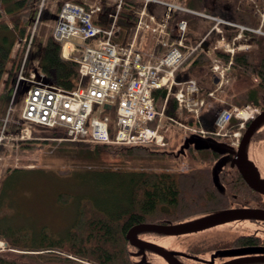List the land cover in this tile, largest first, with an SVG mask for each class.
<instances>
[{"label": "trees", "instance_id": "1", "mask_svg": "<svg viewBox=\"0 0 264 264\" xmlns=\"http://www.w3.org/2000/svg\"><path fill=\"white\" fill-rule=\"evenodd\" d=\"M40 1L0 0V82L6 71V82H12L15 77L19 65L15 66L16 58H12L10 53L16 39L23 37L28 25L33 23ZM61 1L44 0L39 21L54 22ZM76 1L98 2L101 11L93 21L103 26L108 25L111 20L109 14L114 12L112 0ZM241 1L244 2L240 3ZM255 1L259 0H214L213 15L245 26V32L251 36L250 43L256 37L254 47L239 50L232 56L231 66L235 79L231 88L226 90L225 101H214L208 97L207 92L213 85V78L207 67L210 57L200 47L186 53L185 59L175 70L178 80L197 79L200 95L205 97L201 117L206 125L211 126L218 110L227 108L232 103L251 104L264 109V34L253 31L260 25L259 18L254 14ZM141 7L142 0H123L115 21L118 30L114 34V42L124 45L130 41L136 11ZM222 27L227 38H231L238 30L225 24ZM42 30L43 34H47L33 37L28 64L32 66L36 62L34 67L51 76L59 86L65 89L74 88L79 78L78 64L61 59L60 47L53 40L51 31L48 33V28ZM261 30L264 32V24L261 25ZM216 56L224 61L229 59L228 53L218 50ZM162 90L163 88L153 90L155 100H163ZM164 110L175 118L194 121L191 113L177 108L173 95L167 96ZM34 125L49 131L40 135L45 137V141L55 142L66 137L63 130ZM36 136L37 132L33 131L31 137L19 142L32 144ZM165 138L170 137L165 134ZM93 144L92 153L82 146L77 152L83 151L98 157L112 154L119 158L139 160L164 159L168 154L174 153L156 144ZM184 148L191 154L192 151L196 152L192 155L202 161L216 160L221 154L211 147L196 148L193 143ZM226 171L222 167L214 169L211 166L198 165L181 172L145 167L122 171L116 167L94 172L88 170L85 173L89 174L83 177L92 175L94 180L97 176L95 174L99 173L100 186H112V192L119 195H109L106 192V196H98L96 192H92L76 198L70 193L60 192L57 199L61 204H66L73 198L77 203L71 223L61 233L56 234L46 224L32 230V222L15 223L17 218L8 217L3 203L14 189V177L16 175L19 178L29 171L23 167L7 169L0 177V241L3 242L0 247V264H136L130 250L132 245L126 237L128 230L140 223L177 224L199 214L221 211L229 204L228 190L239 188L235 176L228 177ZM214 175H217L218 184L213 180Z\"/></svg>", "mask_w": 264, "mask_h": 264}, {"label": "built area", "instance_id": "2", "mask_svg": "<svg viewBox=\"0 0 264 264\" xmlns=\"http://www.w3.org/2000/svg\"><path fill=\"white\" fill-rule=\"evenodd\" d=\"M150 2L160 1L143 0V6L136 11L131 39L124 45L113 40L118 30L115 21L123 0H114L115 8L113 14L111 13L113 20L107 26L93 22V16L101 10L100 5H86L71 0L62 2L52 27V38L57 41L62 36L61 43H64L66 38L73 42L80 40L81 43V55L71 59L78 64L79 80L74 88L65 89L57 85L53 78L36 69L29 73L23 70V63L43 6L41 0L35 20L27 32L28 43L15 82L16 86L18 84L28 86L23 98L22 119L32 124L63 130L66 134L65 139L71 141L163 146L166 144L165 130L157 122L158 116H166L170 121L186 129L190 127L168 114L165 115L166 98L161 111H157L153 90L164 88L167 96L173 95L178 109L186 110L200 121L199 115L204 105L200 87L193 78L178 80L175 70L185 59L186 53L201 47L206 36L195 45L186 44L187 20L179 19L173 28L174 32L171 33L169 17L175 6L164 3L166 9L158 18L154 13L147 11L146 6ZM261 16L264 17V4ZM213 20L215 23L211 30L215 29L220 33L219 23H231L217 17H213ZM239 28V33L231 41L225 40L223 36L217 41L219 46H223L224 51L233 53L236 48L244 47L243 43L241 46L235 45L238 38L245 35L244 27ZM143 33L161 39L165 48L154 62L144 60L138 49L137 41ZM231 62L229 60L223 67L216 64L214 70L222 77L225 71L230 69ZM208 94L213 93L210 91ZM257 112L258 109L252 105L232 106L221 111L211 129L200 123L197 129L189 131L202 137L207 135L226 137L229 132L231 133L228 124L232 117H236L239 122L236 123L232 132L233 139L229 142L230 145L236 146L243 123ZM19 137L23 138L20 134Z\"/></svg>", "mask_w": 264, "mask_h": 264}, {"label": "rangeland", "instance_id": "3", "mask_svg": "<svg viewBox=\"0 0 264 264\" xmlns=\"http://www.w3.org/2000/svg\"><path fill=\"white\" fill-rule=\"evenodd\" d=\"M63 1L64 0H62L61 3ZM168 1L175 2L181 7L184 6L197 12V14H195L193 11L192 13H188L183 10H178L179 12L175 13L174 15L173 23H171V21L169 22V27L171 29L170 32H174L173 26L179 18H185L188 22L186 44H192V42L197 43L201 38L206 36L200 48L203 49L210 57V62L207 67L211 72V77L213 78V85L209 90L213 94L208 97L212 98L214 101H225L226 90L231 88L232 82L235 79V73L232 70L231 64V68L225 71L222 77L219 75L217 70H214V66L216 64H218L220 67L228 64V61H224V59L221 57L216 56L217 50L219 52L229 53L224 51L223 46H219L217 41L220 40L221 36H223L225 40L231 41L238 34L239 28H237L238 30L233 33L231 38H227L222 24L220 23L219 25L221 28V33L215 29L210 31V28L215 23L213 17L223 20L225 19L213 15L215 5L214 0ZM243 2L244 1H241L240 3ZM262 2L263 0L260 2L255 1L253 4L255 11L254 14H256L259 18V23L260 19H262V9L260 7ZM86 3V5H92L98 2L86 1ZM50 9L51 11H54V9L51 7ZM0 10H2L1 7ZM162 11L163 8L160 10V12ZM1 12L3 13V11ZM171 15L172 12L170 13V16ZM37 23L39 24L34 36H42L47 34V32L44 34L42 33L43 28H48L49 33V31L52 30L51 27H53L52 24L54 22L49 20L45 22L38 21ZM245 35L238 38L235 43L236 46H241L243 43L244 47L239 49L236 48L233 53L239 50H247L254 47V45L248 43L251 39V36L247 33H245ZM25 36L26 35L20 37V39H16V42L10 53L12 58H16L15 66L20 65L22 61L26 47V42L24 39ZM255 40L256 37L254 41ZM192 45H194V43ZM61 47L63 48L62 43ZM30 49L31 45L28 49V53ZM64 50L66 51L65 48ZM233 53L230 52L229 54L231 55ZM34 64H36V62H33L32 66H34ZM7 67H9V63L6 66V70ZM28 67L29 66L27 64V67H25L26 71L30 70V67ZM7 77L8 75L6 71L2 75L0 82V135L2 136V139L0 140V177L4 175L7 169L14 167L28 168L29 172L26 175L22 174V176L19 178H17L15 175L14 189L10 191V195L7 198V201L3 203V206L5 207L9 218H17L15 223L27 224L32 222V225H30L32 226V230L37 229L40 227V225L46 224L51 228L52 232L59 234L68 226L69 223H71L74 217L77 200L73 198L70 199L68 203L61 204L57 199V196L60 192L70 193L76 198L83 196L86 193L92 192H96L98 196H106V192H108L109 195H112V186L107 188L100 186L99 173L95 174L97 176L94 177V180L92 175L89 177H83V175L89 174L85 173L88 170L94 172L98 171L99 169H113L116 167L118 170L122 171V169H142L145 167L147 169L157 168L160 170L181 172L188 170L194 165H198L199 167L211 166L214 168H221L225 165L226 160L232 155L230 153V146L227 142H230L233 139L232 132L235 130L234 127L236 126V123L239 122V119L236 117H233L228 124L231 133L229 132L226 137H222L220 139L214 137L213 135L201 137L200 135L188 133V131L192 130L193 128L197 129V125H192L193 122L191 121L188 122L180 118H175V120L178 119L177 121H180L181 124H191L189 125L190 127L186 129L182 126H179V124L175 123L174 121H170L166 116H158L157 122H159L160 126L166 130L165 134H168L170 137L169 139H166V144L160 147L166 149V151L168 150L174 152L165 156L164 159L162 158L158 160L119 158L118 156L115 157L112 154L106 155L104 157H98V155L91 154L94 145L91 142L71 141L65 138H61L63 140H58L55 142L51 140L45 141V137L40 135H43V133L47 134L49 131L42 129L41 127L39 128L37 125L28 124L21 119V112L23 109V101L21 98H23V92L21 91V88H17L16 90L18 92L16 97H14V102H12L14 87L11 81L6 82L5 79ZM193 79L197 80L196 78ZM215 79H217V81H215ZM10 93L11 98L8 97L7 100H4V95ZM155 105L157 111H161L163 108V100H155ZM231 106L241 107L242 105L232 103L229 105V107ZM219 110L221 111L222 109ZM219 110L218 113L220 112ZM22 125H27L29 127V137H31V133H33V131L37 132L38 136L35 137L36 140L32 144H21L19 142L22 139L19 138V136H16V134L19 135L20 130L18 128ZM22 133H27L29 135V132L24 129L21 130L20 136H27ZM186 138L198 139L200 142L210 141V143L220 147L225 152L220 154L219 158L216 160L202 161V159L192 155L196 152L192 151L191 154L190 151L185 150L184 145L186 143ZM80 146L87 148V150H90L91 153H85L83 151L77 152V150L80 149ZM228 191V195H232L233 192L231 190ZM113 194L119 195V193ZM189 219L186 221H189ZM25 221L27 223H25ZM246 226L247 225L244 223H237L227 226H219L208 231L192 233H162L155 231H143L140 232L139 238L160 246L166 251L170 252L179 264H207L203 259L209 258L208 252L210 250H208V248L212 242L220 239L231 241V236L239 231L242 232ZM1 246H3L2 241H0V247ZM130 250L132 251V257L136 264H169L164 257L153 251L141 247H133V245Z\"/></svg>", "mask_w": 264, "mask_h": 264}, {"label": "flooded vegetation", "instance_id": "4", "mask_svg": "<svg viewBox=\"0 0 264 264\" xmlns=\"http://www.w3.org/2000/svg\"><path fill=\"white\" fill-rule=\"evenodd\" d=\"M250 44L255 46V42ZM252 106L256 107L258 112L243 123L239 144L252 121L264 111L258 106ZM246 153L247 158L256 167L260 178L264 179V119L252 131L246 144ZM232 157L231 155L222 167L227 170V176L231 178L234 175L239 184L238 190H231L233 193L228 196L229 204L221 211L207 212L190 218L189 221L221 212L225 216L239 215V217L190 232L208 231L219 226L244 223L247 226L242 232L232 235L231 241L220 239L212 242L208 248L209 258L203 260L207 264H264V192L249 185L243 172L236 165L231 164Z\"/></svg>", "mask_w": 264, "mask_h": 264}, {"label": "water", "instance_id": "5", "mask_svg": "<svg viewBox=\"0 0 264 264\" xmlns=\"http://www.w3.org/2000/svg\"><path fill=\"white\" fill-rule=\"evenodd\" d=\"M215 81H217V79H215ZM26 89H27V86L24 87V90ZM165 95H166V89H163L162 96L165 97ZM262 119H264V111L252 121L250 127L243 134V137L241 139L239 146L236 149H233L232 147H230V153H232L233 155L231 164L236 165L238 169L243 172L249 185L253 188H257L258 190L264 192V179L260 178L256 167L254 166L253 162L247 158V153H246L247 141L249 140L252 131L262 121ZM189 143H193L194 147L196 148L211 147L212 149L218 151L221 154L225 152L220 147L210 143V141L200 142L198 139L186 138V143L184 147H186ZM213 180L216 184H218L217 175L213 176ZM236 216L239 217V215H236ZM236 216L234 215L225 216L221 212L213 216H206V217H202L197 220L180 222L177 224L140 223V224H136L132 226L128 230L126 237L131 245L153 251L161 255L162 257H164L169 264H179L176 261L175 257L170 252L166 251L160 246H157L153 243L142 240L141 238L138 237V233L143 232V231H150V232L155 231V232H162V233L190 232V231L199 230V229L211 226V225L221 223L223 221L236 218Z\"/></svg>", "mask_w": 264, "mask_h": 264}, {"label": "crops", "instance_id": "6", "mask_svg": "<svg viewBox=\"0 0 264 264\" xmlns=\"http://www.w3.org/2000/svg\"><path fill=\"white\" fill-rule=\"evenodd\" d=\"M162 1L163 2H169V3L173 4L174 6H178L179 7V8H175L172 11V15L170 16V21H171V23H173L175 13H178L179 12L178 10H181V8L184 7V6L181 7V6H179V4L177 5V3L172 2V1H168V0H160L159 3H149L146 6V9H147L148 12L154 13L159 18L160 15H162L163 12L166 9V6H165L164 3H162ZM162 8H163V11L160 12V10H162ZM109 17H110V15H109ZM111 22H112V18H111V20H110L109 23H111ZM174 26H175V24H174ZM137 45H138L139 51L142 54L143 59L146 60V61H150V62L156 61L159 58V56L163 53V51L165 49L164 46H163V44H162L161 39H159L155 35H152V34H149V33H143V34H141L139 36V38H138ZM8 97H11V93L10 94H7V95H4L3 98H4V100H7Z\"/></svg>", "mask_w": 264, "mask_h": 264}, {"label": "bare ground", "instance_id": "7", "mask_svg": "<svg viewBox=\"0 0 264 264\" xmlns=\"http://www.w3.org/2000/svg\"><path fill=\"white\" fill-rule=\"evenodd\" d=\"M56 17H57V15H56ZM56 17L54 19V23H55ZM51 33H52V30H51ZM28 36H29V33H27L26 36H25V38H24L25 39V42H26L25 43L26 44V47H27V43H28ZM31 41H32V38H31ZM31 41H30L29 47L31 45ZM61 41H62V36H61V39L60 40L58 39L57 41H55V43L60 47V56H61V59H63V60H71L73 57H75V56L76 57H79L81 55V53H80V50H81L80 40H77V42H73L69 38H66V40L64 41V43H62L63 44V48L60 45L61 44ZM89 42H91V41H89ZM26 47H25V51H26ZM29 47H28V49H29ZM64 48L66 49V51L64 50ZM25 51H24V53H25ZM27 53H28V51H27ZM69 56H71V57H69ZM64 57H67V58H64ZM22 62H23V60L21 61V63H20V65H19L18 68H21ZM72 62H74V61H72ZM25 67H27V65H26V63L24 61V63H23V70L25 69ZM78 72H79V69H78ZM78 80H79V78H78ZM17 92L18 91L14 89L13 90L12 97H16ZM23 121H25V120H23ZM20 133H21V131H20ZM22 134L28 135L27 133H22Z\"/></svg>", "mask_w": 264, "mask_h": 264}]
</instances>
